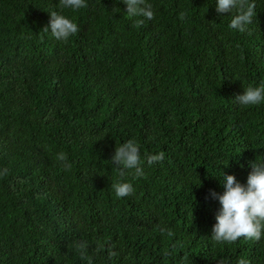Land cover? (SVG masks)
Instances as JSON below:
<instances>
[{
  "label": "trees",
  "instance_id": "16d2710c",
  "mask_svg": "<svg viewBox=\"0 0 264 264\" xmlns=\"http://www.w3.org/2000/svg\"><path fill=\"white\" fill-rule=\"evenodd\" d=\"M147 2L152 20L122 0H0V264H87L79 240L94 264H264V238L212 241L210 194L264 163V103L235 101L264 81V0L244 32L216 0ZM52 11L79 27L67 42L42 32ZM130 139L144 176L126 175L134 192L117 198L112 157Z\"/></svg>",
  "mask_w": 264,
  "mask_h": 264
},
{
  "label": "clouds",
  "instance_id": "9594fccd",
  "mask_svg": "<svg viewBox=\"0 0 264 264\" xmlns=\"http://www.w3.org/2000/svg\"><path fill=\"white\" fill-rule=\"evenodd\" d=\"M126 5V13L129 19L143 17L147 20L154 19L153 6L147 0H122ZM61 9H71L78 11L87 7L86 0H59ZM256 4L254 0H216V11L220 14L232 13L229 27L231 29L244 32L247 26L252 24L255 13ZM50 20L42 32H51V35L57 40L67 42L70 37L78 33L79 27L72 19L66 15L52 11L49 13ZM186 13L181 12L179 19L185 20ZM144 24V19H135L134 26L139 28ZM235 101L244 107L258 106L264 103V81L259 86L249 85L244 88L242 94L238 95ZM165 153L163 151L158 154L145 153V159L149 166L156 162H162ZM57 159L70 168L67 164V153L61 152ZM112 163L117 166L120 180L114 181L111 185L112 190L117 198H124L134 192L133 185L124 182L126 175H133L134 178L144 176L142 167L140 145L135 139H130L120 145H116L115 152L112 157ZM7 169L3 174H6ZM223 192L216 193L212 191L211 196L218 200L220 208L216 215V223L212 229L211 239L217 244H233L239 238L252 241H260L264 238V163H255L252 165V171L247 177V183L242 184L237 181L234 175H225L223 173V182H221ZM162 233H166L169 237L174 232L167 228H160ZM96 252L104 250V244L100 241L96 242ZM74 248L81 260H86L87 264H94L93 257L89 255V244L87 241L79 240L70 245ZM169 254L167 251L164 253ZM118 254L108 249L109 259L116 257ZM218 264H230L227 258L218 260ZM236 264H250V261L241 257Z\"/></svg>",
  "mask_w": 264,
  "mask_h": 264
}]
</instances>
